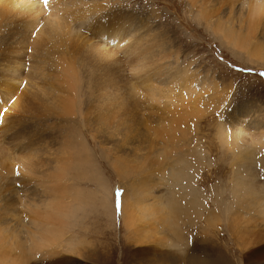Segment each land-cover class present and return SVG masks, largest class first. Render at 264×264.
Instances as JSON below:
<instances>
[{"label":"rangeland","instance_id":"rangeland-1","mask_svg":"<svg viewBox=\"0 0 264 264\" xmlns=\"http://www.w3.org/2000/svg\"><path fill=\"white\" fill-rule=\"evenodd\" d=\"M217 1L210 0L202 5L200 0L194 4L188 0H64L68 7L67 13L64 14L65 24L72 30L70 51L75 49V57L83 60L85 50L90 45L102 43L101 35L95 31L99 28L100 22L103 25L113 23L112 16L117 15L120 8L135 15L137 24H142L144 21L150 24L151 31L155 33L152 35H156V40L161 42V49L166 55L156 56L154 60L147 62L151 70L144 72L138 70L137 64L140 58L136 52L124 56L119 49L112 48L109 44L102 49L104 53H106L105 48L114 51V66L120 69V72H111V68L108 69L106 84L100 91L101 94L106 95L117 94L115 104L110 107L112 113L107 114L102 123H99L96 111L92 108L82 118L78 114L69 115L59 108L53 109L56 101L52 102V100L58 95L63 96L59 94L58 84L49 82L53 80L48 81L45 78L47 82L38 84L43 91L33 87L31 92L25 93L26 95L22 87L16 85L21 94L17 96L15 102L10 103L11 105L5 103L4 107L0 105V138L4 137L6 145L4 147L2 143L0 149L3 154L7 150L5 156L0 155V161L6 159L12 166L14 176L9 175V178L17 177L26 186L24 188L18 179L8 182L12 185L8 187H13L14 191L11 195L14 198L17 196L18 204H12L8 197L2 195L4 187L3 191H0V231H2L0 239L7 241V231L4 228L15 225L20 220L30 232H38L37 225L40 222L33 218L32 212L39 211L41 214L42 211L43 215L45 211L43 205L48 199V194L43 190L46 185L44 183L48 180L43 179L44 173L47 175L52 169L56 153L61 146H64L60 143L64 134L71 133V137L77 136L85 140L89 148L87 152L89 165L87 171L85 170L87 175L82 177L80 172L72 171L68 180V184L70 182L69 185L78 191L82 198L71 200V219L66 227L65 236L62 237L63 240L61 239L64 242H59V246H62L56 248L58 254L50 256L51 254L43 253L44 251L37 253V258L32 264H47L54 257H69L80 261V264H213L214 260L219 259L217 262L220 264L222 260H224L223 264H264V251L258 258L247 261L245 254L248 249L243 252L241 250L243 242L241 240L257 241V239L260 241L250 245V248L263 246L264 249V215L255 211L253 202L250 204L251 207L243 205L240 202L241 196L236 195L237 192L241 193L240 191L233 192V169L236 165L230 163L233 152L228 149L236 136H238L236 143L238 141L240 147H246L247 143V145L251 144L250 148L255 147L253 148V153H256L253 161L254 185L264 189V60H252L243 50L227 44L223 34L214 31V27L219 22L223 28L239 31V21L247 10L245 5L238 2H234L233 6L227 3L222 7ZM36 2L38 4L34 5L35 12L30 13L24 9L30 2L20 9L8 4L12 6V10L4 15L0 25V68H2L0 83L2 84L7 78L18 80L26 70L25 64L31 63L33 59V49L35 50L33 39L39 25L32 20L36 16L43 18L44 13H40V9L45 8V0ZM1 4L0 11L3 8ZM93 4L106 7L89 19L91 26L81 27V36L76 39L78 35L74 34L76 25L83 21L78 13L83 15L85 10H92ZM230 7L231 14H229ZM204 8L209 12L217 10L215 17H203ZM72 14L76 15L77 24L70 19ZM255 38L261 41L260 48L264 50L260 27L255 33ZM89 59L90 56L85 61L88 62ZM155 71H159L158 76ZM44 72L54 74L55 69L45 64ZM186 75L187 79L184 81L182 78V81L187 83V89L182 86V82V85L177 82ZM137 76L144 78L148 76L150 77L147 80L148 84H152L156 90L163 89L162 93L159 91L150 102L154 108L153 113L141 109L143 105L146 106L143 100L146 90L143 85L136 82ZM164 78L167 82H160ZM124 79L127 84L132 83L136 87L135 92L130 93L127 85L124 86ZM32 81L36 82L35 77H32ZM189 81L192 84H189ZM183 89H186L185 92ZM182 94L189 101L184 100V106L188 107L182 108V105H179L178 99ZM199 95L202 115L193 119L194 113H188L185 119L193 120L196 124L186 133L188 135H185V139L178 142L181 146L175 148L171 155L173 157L171 165L176 163V159L179 160L180 167L176 166V169L172 167L170 173L180 174V178L172 180L167 176L162 184L161 182L158 184L159 176L154 174L151 182L153 181L155 186L148 189L146 194L142 192L144 189L142 186L138 193L143 207L150 206L151 200L156 196L164 199L165 209V203L170 202L167 197L171 195V198L175 197V208L184 206L186 215L175 224L174 221H167L165 225L160 224L159 227H156L157 225L151 220L149 224L141 222L138 226L140 225L142 231L148 229L151 233L156 232V235H147L150 240L147 245L131 242L132 238L129 234L132 235L133 231L126 228L121 214L120 203L123 195L138 174L135 171L137 166L145 161L146 167H150L149 160L154 159L159 148L168 143L164 138L167 135L161 128L170 125L173 112L179 111L178 109L192 111L193 107L189 105L197 104L193 99ZM121 100L123 106H120ZM137 100L141 107L139 105L133 107V102ZM35 101L37 104L42 101L43 104L39 103L38 106ZM16 103L18 106L13 109ZM164 108L165 112H161ZM20 114L25 118V126L28 125L26 120H30L29 123L35 120V130H43L46 139L41 145L43 140L40 142L34 140L35 137L29 138L32 141L34 155V159L29 162L30 165L35 164L37 170L27 177H20L23 174L19 172V169H27V166L21 164L18 159L20 154L26 159L29 155L24 151V140L13 138L11 135L8 139L2 133L5 126L3 119L8 115V121L11 122L16 120L18 115L21 116ZM38 115L43 119L42 128L36 120ZM114 125L119 131H113V128L109 127ZM220 128L226 134L224 136L229 144L220 145L219 139L223 135L219 133ZM154 130L157 131L155 134ZM52 135H57L60 139H52ZM17 150L20 154H17ZM62 153L65 157L68 155V150L64 149ZM148 153L150 158L145 157ZM69 156L73 160L76 159L73 154L69 153ZM4 165L6 166L5 163ZM118 165L121 166L120 169ZM102 182L106 183L109 192L107 209L101 204L100 199ZM134 182L139 184L142 180L138 177ZM15 184H19L20 187ZM15 191L18 195H15ZM29 191L36 192V195ZM174 205L168 210L174 208ZM156 237L166 238L167 245L155 244L153 241ZM75 246L78 247L80 255L65 250Z\"/></svg>","mask_w":264,"mask_h":264},{"label":"bare ground","instance_id":"bare-ground-1","mask_svg":"<svg viewBox=\"0 0 264 264\" xmlns=\"http://www.w3.org/2000/svg\"><path fill=\"white\" fill-rule=\"evenodd\" d=\"M36 1L34 2L32 0H0V3H2L1 6L3 7L2 10L0 11V25L4 18V15H6L9 10H12V6H8V4L13 5L17 9H20V7L25 6L27 5L28 2H30V4L27 5V8H24L27 9V12L30 13V12H35L34 5L37 3ZM188 1L194 4L199 0H188ZM200 1H202L201 2L202 5H205V3L209 2L210 0H200ZM217 2L220 3V6L225 4L227 5V3L233 6L234 2H238L241 5H245L247 10L245 11V14L242 15L243 17L242 18L240 17L241 19L238 18V20L240 19L239 21L240 28L239 31H237L238 33L231 28L228 27L223 28L222 27L223 25L220 22L216 24V26L214 27V31L223 34L224 38L227 40L226 42H228L227 44L235 47L236 49L243 50L244 53H246V56H248L252 60L253 59L264 60V50L260 48L262 46V43L261 41H258V39H256L257 37L255 38V33L257 29L260 27V31L262 30V34H263L262 39L264 40V0H218ZM217 2L216 4H218ZM105 7L106 6H100L99 4H93L92 10L89 11L85 10L83 12V15H81V13L79 12L78 13L80 15L79 18L83 20L81 21L80 24L76 23L77 17L75 14H72L70 16V19L74 20V23L77 24L76 25L77 29L74 31L75 35L78 34L76 36V39H79L81 36L80 34L81 27L83 25H85L87 28L91 26L92 23L89 21V19L92 18L93 15H95L98 11L104 9ZM204 9L205 12H202V14H204L203 17L205 18H211L212 16L215 17L217 10L213 12L212 11L209 12L206 8ZM67 10L68 7L64 2V0H47V3H45V8L40 9V13H44L43 18L36 16L32 20L33 23L39 25V29L36 30L35 37L33 39V43L35 47V50L33 49V59L31 60V63L25 64L26 70L24 71L22 76L18 78V80L13 81L12 79L7 78L4 79L3 84L2 82L0 83V105L4 107L5 103L8 105L10 103L13 104L15 102L17 96L21 94L20 91L17 90L16 85H20L23 89L24 95H26L32 91L33 87H35L39 91H43V88L38 84H41V82L43 83L47 82L45 79L47 78L48 81L53 80V81H49L51 84L53 82H56L58 84L59 92H60L59 94L63 95L62 97L58 95L52 100V102L56 101L55 105H53V109L59 108L69 115L78 114V116H81L82 118V116L84 114H85L84 116H86L92 108L94 109V111H96V116L99 123H102L104 119L107 117V114L112 113L110 107L115 104V100L117 99V94L106 95L100 93V91L104 89V85L106 84L107 71L109 68H111V72H120V69L114 66L115 64L114 51L106 50L105 48L106 53H104L102 49L109 44L111 45L112 48H115L117 50L119 49L124 56H129L131 53L135 54L136 52L140 58L137 64L138 70L144 72L146 71L148 72L151 70V67L147 65V62L154 60L156 56L163 57L166 55V53H163L161 49L162 44L161 42L156 40V35H152L155 33L151 31L149 26L150 24L148 25L147 22L145 21L142 24H137L135 15L130 14L129 13L130 11L128 12L123 8H120L119 9L120 11L117 12L118 16L117 15L112 16V19L114 20L113 23L110 22V23H105L103 25L102 22H100L101 24L95 32L101 35L102 43L90 45L89 48L85 50L84 58L83 60H81L80 57L74 56L75 49L70 51L72 30L70 29V27H68L65 24L66 19L64 18V14L67 13ZM229 14H231V7L229 10ZM88 56H90V59L88 62H86L85 59ZM45 64L55 69L54 74L44 72ZM0 70H2V68H0ZM155 73L158 76L159 71L158 72L155 71ZM152 74L153 73H151V76ZM32 77H35L36 82L32 81ZM149 78L150 77L148 76L147 77L145 76V78L144 76L136 77V82L140 85H143V88L146 90V94L148 93V95L146 94L143 95V100L146 106L143 105L141 107L139 101L137 100L133 102V107L139 105L141 109L145 111L149 110V112L153 113L152 110L154 108L150 104V102L154 99V97H156L155 95L158 94L159 91L162 93L163 89L156 90L152 84L150 83L148 84L147 80ZM182 78L185 81L187 79V75L185 77L182 76L181 80L177 82L179 83L182 82L183 85L182 83L180 85L186 88L187 83L182 81ZM160 82L166 83L167 80L164 78V80ZM189 84H192V82L189 81ZM126 85L128 90H130V93L135 92L136 87L132 83L127 84L126 79H124V86L126 87ZM186 89H183L184 92ZM180 97L181 98L178 99L180 102L179 105H182L181 106L182 108L188 107L187 105L184 106V102L188 100H186L183 97V94L180 95ZM22 100L23 97L21 98V101ZM41 102L42 101H39L38 104ZM193 102H197V104L196 103L193 104L190 103L191 105L188 104L189 106L193 107L192 111H187V109H182V110L178 109L179 111L173 112L170 125H165L164 127L161 128V130L165 131L164 133L167 135L164 138H165V142L168 143L165 146L163 147L161 146L159 148L160 150H158V152L155 154L154 159L149 160V163L151 162L150 167H146L145 165L146 162L141 161L143 163L138 165L135 170L138 173L135 178L140 177L142 182L141 183L139 182V184H137L134 182L135 181L134 178L127 189L128 191L125 192L123 195L122 203H120L122 219L126 228H128V230L132 229L133 231V233L131 231L132 235L129 234L132 238L131 242H134L138 245H142V244L147 245L148 243H150L149 236L147 235L150 234L156 235V232L151 233L150 231H148V229L142 231L140 225L138 226V224H141V222H143L144 224H149L152 221L155 223V225H157L156 227H159L160 224L165 225L167 221H174L175 224L179 219L184 218L186 215L183 205L182 208H178V209L175 208L174 205L175 197L171 198V195L167 197L168 199H170V202L165 203L166 206L165 209V207L163 206L164 199L156 196L155 198L153 197L152 200L149 199L151 200L150 206L143 207L141 205V201L138 193L140 191L139 188H141L142 186L144 187L142 192L145 194L148 189L150 188L152 189V187L155 186L153 181L151 182V178L154 176V174L155 175L158 174L159 176L157 177L159 181L158 184L160 182L162 184L163 180H165L167 176L172 178V180L173 179L176 180L180 178V174H175L176 175L175 176L172 173H170L172 167L173 169H176V166L180 167V164H178L180 162L179 160L177 161L176 159H175L176 163H173V165H171V162L173 161L172 160L173 157H171V155L174 153L175 148L181 146V144L179 145L178 142H181L180 140L185 139L184 137L186 133L190 131L193 128V126H195L196 124V122H194L193 120L190 121L188 119H185L186 117H188V113H194V115H192L193 119L201 117L202 115L200 113L201 108L199 107L200 95L195 97L193 99ZM35 103L37 104L36 101ZM121 105H122V100L120 101V106ZM16 106H18V103L13 105V109H15ZM43 107L45 108V105ZM165 108L161 112H165ZM155 114L157 115V113ZM20 115L21 116L19 115L17 116L16 120L14 119L11 122L8 121L9 118L7 115L6 118L3 119V124H5V126H4V132L2 133L7 138L8 136L11 135V137L13 138L24 140L23 148L25 153L29 154L27 155L28 160L24 158L18 150H17V154H20L18 155L19 162L21 161V164L27 166L26 167L27 169H19V172H21L24 175V176L20 175V177H27L28 175H32L33 174L32 172H35L37 170L35 168L36 165L35 164L30 165L29 162L34 159L33 150H32V141L30 139H34L35 137L36 139L34 140H39L40 142L41 140H43L41 145H43V142L46 139H45V132L43 130H35L36 127L35 120L34 122L31 123H29L30 120H26L28 121V125L25 126L24 125L25 118L24 116H22V114ZM148 119L150 118L148 117ZM36 120L42 128L43 119L40 118V115H38V118ZM109 127L113 128L112 129L113 131H119L116 125ZM97 128L98 127H96V129ZM123 128H126V126H123ZM156 130H154V134L157 132ZM46 133L48 134V132ZM219 133L223 134L219 139L221 140L220 145H222L223 143L227 144L228 140L224 136L225 133L222 130V128H220ZM70 134L69 135L64 134L63 139L60 142L64 146H61L59 152L56 153L57 155H55V158L53 160L54 164L52 165V169L47 173V175L44 173L43 179L48 180V182L45 183L42 182V184L43 183L46 184L44 185L45 190L43 191L44 193L48 194V199L43 205L45 206L44 207L45 211H43V215H42V211L41 214L39 211L38 213L32 212L33 218L39 220L40 222L37 225V227H39L38 232L36 231L30 232L25 227V225L22 223L21 220L18 221L15 225H11V226L8 225V227L6 226L4 229L7 231L6 232L7 241L0 239V264H32V262L36 260L37 255L42 253L43 251H44L43 253L51 254L50 256L52 255L55 256L54 254L57 253L56 248L59 246V242L63 240L62 237L65 236L64 233H66L67 231L66 227L68 226L69 220L71 219V208H72L71 200L76 201V199L82 198L80 197L81 194H79L78 191L74 190V188L69 185L70 182L68 184V180L70 179V174L72 173V171L75 172L78 171L82 174V177L83 176L85 177L87 175V172H85V170L87 171V165H89V155L87 154L89 148L87 146L86 141L81 140L77 136L71 137ZM236 137L233 139L232 141L233 143L230 146H228V149L233 152L232 160L230 163L236 165L233 169L234 172L233 181H232L234 182L233 192L236 193L237 191H240L241 193L238 192L236 193V195L238 194L241 196L240 202L246 206H250V204L253 202L254 204L253 207L255 211L264 215V189L261 186H256V184L254 185L255 170L253 167V161L255 159L256 153L255 154L253 153V148L255 147L252 146V148H250L249 146L251 144L247 145L248 143L245 144L246 147L244 148L240 147L238 141L236 143ZM51 138L60 139V137L57 135H52ZM2 143L5 147L6 145H5L4 137L0 138V147ZM1 149H0V155L3 154ZM64 149L68 150V155H66L65 157H63V153H62ZM194 150H196V148ZM6 153L7 150L3 155L5 156ZM69 153L75 155L76 159L73 160L69 156ZM149 154L150 153H148L145 157L150 158ZM37 158L38 157H36V159ZM4 163L6 164L7 167L4 165ZM155 164L157 165L155 166ZM90 165L92 164L90 163ZM152 165L154 167H152ZM118 168L120 169L121 166L118 165ZM13 174H14L13 168L10 165V163H8L6 159L0 161V191L2 192L4 187V193L2 195L4 197H8L9 202L15 204L17 203L16 201L18 200V198L17 196H15L14 198V196L11 195L12 193H14V191L12 190L13 187L12 188L8 187V186H12L8 182H13L14 180L17 181L18 179L16 176H15L16 178L14 179L9 178V175H13ZM235 176L236 179H234ZM18 181L25 188L26 185L20 179H18ZM239 181H241L242 183L241 182L238 183ZM15 185L13 186L14 187L19 186V184L16 186ZM100 189H101L100 191L101 204H103L104 207L107 209L109 207L108 206L109 192L105 182H102L100 184ZM19 190L21 191V189ZM16 192L17 191H15V195H18L16 194ZM29 192H32L33 194L36 195V192L34 191H29ZM19 202L22 204L21 201ZM32 205L34 204L32 203ZM172 205H174V208L172 207V209L170 208L168 210V208L171 207ZM35 207H38V205H35ZM37 223L38 221L36 222V224ZM1 232L2 231H0V233ZM241 241H243L241 246L242 252L243 250L248 249L247 253L245 254V260L247 259V261L258 258V256L262 254V252L264 251L263 246H259L254 249L250 248V245H253L254 243L257 244L258 241H260L259 239H257V241H252V240H248V241L241 240ZM153 242L155 244L160 243L162 245H167V239L163 237L161 238L156 237V239H154ZM61 246L62 245H60L59 247ZM65 250L70 253L73 252L79 254V249L77 246L73 248H66ZM54 258L52 261L48 262L47 264H80V261L76 259H71L69 257H62V258L56 257L55 259ZM71 260L72 263H70ZM219 260H214L213 264H220L219 262H217ZM197 261L199 260L197 259ZM223 261L224 260L221 261V264H223Z\"/></svg>","mask_w":264,"mask_h":264},{"label":"snow or ice","instance_id":"snow-or-ice-1","mask_svg":"<svg viewBox=\"0 0 264 264\" xmlns=\"http://www.w3.org/2000/svg\"><path fill=\"white\" fill-rule=\"evenodd\" d=\"M45 3H47V0H45Z\"/></svg>","mask_w":264,"mask_h":264}]
</instances>
